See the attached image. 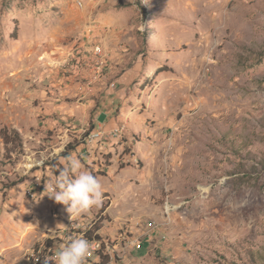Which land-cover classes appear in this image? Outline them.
<instances>
[{
	"label": "rangeland",
	"instance_id": "rangeland-1",
	"mask_svg": "<svg viewBox=\"0 0 264 264\" xmlns=\"http://www.w3.org/2000/svg\"><path fill=\"white\" fill-rule=\"evenodd\" d=\"M102 110L122 137L84 148ZM69 145L103 188L72 216L46 191ZM87 232L88 263L264 264V0H0V264Z\"/></svg>",
	"mask_w": 264,
	"mask_h": 264
},
{
	"label": "clouds",
	"instance_id": "clouds-1",
	"mask_svg": "<svg viewBox=\"0 0 264 264\" xmlns=\"http://www.w3.org/2000/svg\"><path fill=\"white\" fill-rule=\"evenodd\" d=\"M67 159L68 166L46 185V191L55 202L66 205L71 216L79 215L102 203L103 188L100 180L84 170L78 159L71 156ZM92 248L93 244L87 239L72 238L55 254V264H85Z\"/></svg>",
	"mask_w": 264,
	"mask_h": 264
},
{
	"label": "built area",
	"instance_id": "built-area-1",
	"mask_svg": "<svg viewBox=\"0 0 264 264\" xmlns=\"http://www.w3.org/2000/svg\"><path fill=\"white\" fill-rule=\"evenodd\" d=\"M77 54L74 55V58L77 61V64L73 65V68L75 70H78L79 68H83V70L88 73L89 77H85V79H88L89 82L91 83H97L98 81L105 76V71L108 68V59H107V54L105 50L103 49L102 44L99 42H95L92 46V48L87 49V48H79L76 50ZM83 61V64H82ZM112 86H115L113 84ZM121 128H114L112 130H106L104 126H97L94 128L93 131L90 132V134L86 137V142L84 145V148H88L91 145V149L93 148L92 146L98 147V146H103V144H108L110 139H115L118 138L119 140L122 137V133L124 131ZM101 143V145H98ZM84 235L85 238L90 241L93 244L92 248V253L91 254H97L96 256L100 259L102 256V253L104 251V245L102 240L94 239L92 238H87L88 232L85 233ZM51 248V247H50ZM52 251V250H51ZM49 253L45 252V255L37 253L35 254L37 257L34 256V261L35 264H45V260H48V264H55L54 257L55 253ZM85 264H94L88 263L87 261ZM96 264H105L102 260L101 262H96Z\"/></svg>",
	"mask_w": 264,
	"mask_h": 264
},
{
	"label": "crops",
	"instance_id": "crops-1",
	"mask_svg": "<svg viewBox=\"0 0 264 264\" xmlns=\"http://www.w3.org/2000/svg\"><path fill=\"white\" fill-rule=\"evenodd\" d=\"M108 70H109V68H108ZM116 79V78H115ZM112 80V78H107V80H105L104 81V83H105V86L107 87H105L104 89V92H106V94H105V97H104V99H106V100H110L111 102L110 103H108V105L113 109V107H115V105H116V102H114V101H116V97L114 98L112 95L114 94V93H116L117 94V87H111V85L109 84V82L111 83V82H113V81H111ZM119 81H120V83H122L123 85H127V83H128V76L127 77H123V78H120V79H118ZM118 80H114L115 81V83L117 82V83H119L118 82ZM106 81L108 82V83H106ZM106 84H109L108 86L106 85ZM121 92H123V90H121ZM94 93V92H93ZM121 94H123V93H121ZM113 97V98H112ZM124 115H125V112H124ZM121 117H123V116H120V118ZM96 126H98V125H106V126H108V127H114L113 125V123H114V119H111V117H110V115H109V112H107V111H105V110H102V111H100L99 112V115H98V117L96 118Z\"/></svg>",
	"mask_w": 264,
	"mask_h": 264
},
{
	"label": "trees",
	"instance_id": "trees-1",
	"mask_svg": "<svg viewBox=\"0 0 264 264\" xmlns=\"http://www.w3.org/2000/svg\"><path fill=\"white\" fill-rule=\"evenodd\" d=\"M96 127H97V126H96ZM96 127H95V128H96ZM19 135H20V134L17 133V137H18V139L20 138ZM68 147H69V148H68V152L65 153V154H63V155H65V156H63V157H67V158H68V157H69V152H70V151L72 152V151L75 149V146H71V145H69ZM51 166H52L53 170L55 171V173H57V176H59V173H60V172L57 171V170H55L56 164H53V165H51ZM96 238L99 239V240L101 239L99 236H96ZM22 264H33V261H31V260H23V261H22Z\"/></svg>",
	"mask_w": 264,
	"mask_h": 264
}]
</instances>
